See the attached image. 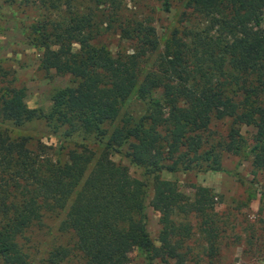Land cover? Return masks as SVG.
<instances>
[{"label": "trees", "instance_id": "1", "mask_svg": "<svg viewBox=\"0 0 264 264\" xmlns=\"http://www.w3.org/2000/svg\"><path fill=\"white\" fill-rule=\"evenodd\" d=\"M3 1L60 11L57 20L43 13L29 28L42 49L40 68L68 74L71 84L52 93L47 113L27 105L24 86L0 85V264H32L19 239L44 209L64 213L59 230L74 241L36 264H130L134 247L141 264H185L182 239L191 228L173 217L199 213L208 220L213 195L197 185L189 200L159 174L225 171L223 155L240 154L246 144L243 126L254 129L252 167L264 171V0H188L191 12L205 17L204 28H173L146 71L142 63L159 47L155 27L124 16L122 0H92L100 23L95 10H70L74 0ZM103 23L130 40L131 51L98 46ZM133 99L139 109H129ZM35 120L66 141L58 149L63 161L17 133ZM216 122L226 126L218 138L210 133ZM113 152L141 168L143 178L113 161ZM148 206L159 213L158 245L146 229ZM216 240L217 231L210 256L218 253Z\"/></svg>", "mask_w": 264, "mask_h": 264}, {"label": "rangeland", "instance_id": "2", "mask_svg": "<svg viewBox=\"0 0 264 264\" xmlns=\"http://www.w3.org/2000/svg\"><path fill=\"white\" fill-rule=\"evenodd\" d=\"M187 1L122 0L124 16L151 21L157 33L158 50L146 57L142 63L144 71L154 64L158 52L162 50L173 28L185 27L192 31L204 28L205 17L191 12ZM70 6V10L84 14L95 10L98 15L95 16L97 22L103 19L99 16V9L93 6L92 0H74ZM63 10L62 7L61 13ZM43 13L50 14V18L56 20L60 16V11L44 10L33 5L24 7L17 3L10 5L0 0V85L10 83L24 86L27 105L47 113L52 93L71 84V78L68 74H57L54 70L44 71L39 66L42 49L32 43L33 33L29 26ZM262 27L264 28V18ZM102 30L94 41L98 46H103L111 54L131 51L133 43L122 38L115 26L107 27L106 23H103ZM132 101L129 109H139V104L134 99ZM115 125L112 124L110 129ZM225 130V124L216 122L212 124L210 133L214 138H218ZM241 132L246 144L240 154L223 155L225 171H163L159 174L161 178L175 181L189 200L193 199L194 186L197 185L207 187L213 195L214 207L207 210L210 214L208 220L199 213L177 214L173 217L176 223L187 224L191 228V233L184 235L182 239L181 251L185 252V264H264V171H256L252 167V158L247 152L254 129L243 126ZM17 133L28 136L31 147L40 141L48 146V152L54 160H64L63 148L58 149L63 147L66 141L52 134L43 120L29 122ZM124 150L126 147L122 149ZM111 158L125 165L132 176L143 178L141 168L130 163L121 153L113 152ZM150 182L149 198L152 195ZM146 215L149 238L154 245H158L157 238L161 227L159 213L148 206ZM63 216L62 211L44 209L41 220L19 239L29 253L32 264L41 261L47 252L56 246L72 248L73 235L59 230ZM215 231L219 250L216 255L210 256V236ZM129 260L130 264H141V249L132 248ZM154 264L161 263L154 261Z\"/></svg>", "mask_w": 264, "mask_h": 264}]
</instances>
